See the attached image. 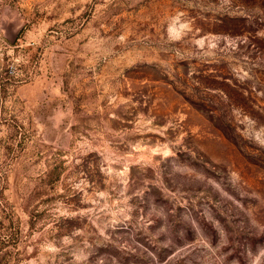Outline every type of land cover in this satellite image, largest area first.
<instances>
[{"label":"rangeland","instance_id":"1","mask_svg":"<svg viewBox=\"0 0 264 264\" xmlns=\"http://www.w3.org/2000/svg\"><path fill=\"white\" fill-rule=\"evenodd\" d=\"M0 264H264V0H0Z\"/></svg>","mask_w":264,"mask_h":264},{"label":"trees","instance_id":"2","mask_svg":"<svg viewBox=\"0 0 264 264\" xmlns=\"http://www.w3.org/2000/svg\"><path fill=\"white\" fill-rule=\"evenodd\" d=\"M10 242V237H2V234H0V250L1 248L6 244Z\"/></svg>","mask_w":264,"mask_h":264}]
</instances>
